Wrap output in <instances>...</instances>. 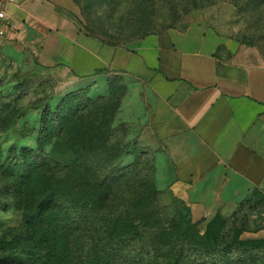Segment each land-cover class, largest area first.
<instances>
[{
    "label": "rangeland",
    "instance_id": "obj_1",
    "mask_svg": "<svg viewBox=\"0 0 264 264\" xmlns=\"http://www.w3.org/2000/svg\"><path fill=\"white\" fill-rule=\"evenodd\" d=\"M73 1L83 31L118 47H135L171 28L185 29L209 12L224 18L222 7H228L240 22L237 41L264 61V0ZM221 54L232 57L226 50ZM70 89L23 53L0 49V264H46L24 226L17 200L23 173L9 178L1 167L15 161L13 148L34 153L44 148L47 157L39 161L49 162V183L58 192L59 207L76 218L68 228V242L52 244V264H90L110 242L102 231L106 223L118 217H125L127 225H142L143 236L133 242L135 250L128 246L113 264H137V252L148 245L156 248L168 232L188 231L191 239L200 240L198 235L207 234L210 223L219 219L225 222L216 233L220 240L234 231L242 240H264V183L234 210L200 216L158 179L156 153L143 136L150 135L152 124L160 133L161 117L142 82L107 73L98 81L83 82L82 90ZM34 159L29 157L30 165ZM106 176V195L96 199L95 186ZM142 199L145 206L136 208Z\"/></svg>",
    "mask_w": 264,
    "mask_h": 264
},
{
    "label": "crops",
    "instance_id": "obj_2",
    "mask_svg": "<svg viewBox=\"0 0 264 264\" xmlns=\"http://www.w3.org/2000/svg\"><path fill=\"white\" fill-rule=\"evenodd\" d=\"M222 8L224 18L209 12L118 47L83 31L73 0H16L0 49L23 53L72 91L107 73L142 82L161 117L160 133L152 124L143 136L158 179L204 216L234 210L264 183V61L244 51L234 10Z\"/></svg>",
    "mask_w": 264,
    "mask_h": 264
},
{
    "label": "trees",
    "instance_id": "obj_3",
    "mask_svg": "<svg viewBox=\"0 0 264 264\" xmlns=\"http://www.w3.org/2000/svg\"><path fill=\"white\" fill-rule=\"evenodd\" d=\"M12 152L16 159L13 163L5 162L1 165L3 173L9 178L16 177L17 173H23L16 195L24 210V226L34 241L40 260L52 264V244L59 240L68 242H65V238L67 240L70 238L68 228L75 223L76 218L72 217L71 212L59 207L58 192L49 183L53 176L49 162L41 164L39 161L47 157L44 148L40 147L36 153L26 148L20 152L13 148ZM30 156L35 157V162L31 165ZM107 182L106 176L95 186L98 192L96 199L105 197L106 191L103 186ZM139 206H145V199L136 204V208ZM124 220L125 217H118L106 223L102 231L110 242L100 247L96 259L90 264H113L112 259L118 253L123 254L128 246H131L130 250H135L137 243L133 242L142 238V225L135 222L127 225ZM224 228L225 222L220 219L213 220L207 234L198 235L200 240L191 239L188 231L168 232L156 248L148 245L145 250L137 252L135 261L137 264H264V240H242L235 231L226 232L227 238L220 240L216 233ZM213 235L215 238L211 240L210 237ZM153 249L162 254L154 256L156 251Z\"/></svg>",
    "mask_w": 264,
    "mask_h": 264
},
{
    "label": "built area",
    "instance_id": "obj_4",
    "mask_svg": "<svg viewBox=\"0 0 264 264\" xmlns=\"http://www.w3.org/2000/svg\"><path fill=\"white\" fill-rule=\"evenodd\" d=\"M16 0H0V39L6 35L7 7Z\"/></svg>",
    "mask_w": 264,
    "mask_h": 264
}]
</instances>
